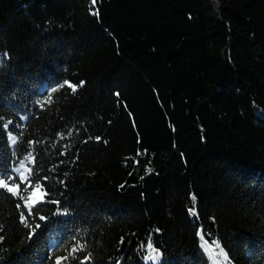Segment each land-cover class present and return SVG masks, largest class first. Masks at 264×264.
Masks as SVG:
<instances>
[{
  "label": "trees",
  "instance_id": "obj_1",
  "mask_svg": "<svg viewBox=\"0 0 264 264\" xmlns=\"http://www.w3.org/2000/svg\"><path fill=\"white\" fill-rule=\"evenodd\" d=\"M0 179V264H264V0H0Z\"/></svg>",
  "mask_w": 264,
  "mask_h": 264
},
{
  "label": "snow or ice",
  "instance_id": "obj_2",
  "mask_svg": "<svg viewBox=\"0 0 264 264\" xmlns=\"http://www.w3.org/2000/svg\"><path fill=\"white\" fill-rule=\"evenodd\" d=\"M92 2H93V4H94V3H95V0H92ZM64 83L67 84L68 82L65 81ZM62 86H63V85H61V87H62ZM70 87H72L73 90H75V86H71V85H70ZM53 91H56V89H53ZM8 179H12V178H8ZM16 187L19 188V185H17ZM37 187H39V186H37ZM0 188H5L7 191L12 192L13 194H16V192L14 191V189L11 188V187H9V185H8V183L6 182L5 179H0ZM22 198H23V197H22ZM193 199H194V197H193ZM38 202H39V201H34L32 204H28V203L26 202V205H25V206L28 207V209H29V213H31V210H32V207L34 206V204H35V203H38ZM40 219L43 220V219H45V218H44V217H40ZM21 222L27 224V221H26L25 217L23 216V214H21ZM36 227H39V225H37ZM80 247H82V246H80ZM78 250H79V249L74 248V249H73V252L78 251ZM62 259H65V260H66V259H68V257H64V258H62ZM56 264H61V262H60L59 259L56 261Z\"/></svg>",
  "mask_w": 264,
  "mask_h": 264
},
{
  "label": "rangeland",
  "instance_id": "obj_3",
  "mask_svg": "<svg viewBox=\"0 0 264 264\" xmlns=\"http://www.w3.org/2000/svg\"><path fill=\"white\" fill-rule=\"evenodd\" d=\"M41 191L38 188L33 189L28 204H32L34 201H39L41 198ZM214 248V254L217 264H228L227 263V256L224 251L221 249H218L216 245H212Z\"/></svg>",
  "mask_w": 264,
  "mask_h": 264
}]
</instances>
